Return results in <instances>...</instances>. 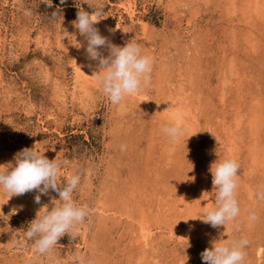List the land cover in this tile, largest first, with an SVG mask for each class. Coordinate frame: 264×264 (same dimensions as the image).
<instances>
[{"label": "rangeland", "instance_id": "obj_1", "mask_svg": "<svg viewBox=\"0 0 264 264\" xmlns=\"http://www.w3.org/2000/svg\"><path fill=\"white\" fill-rule=\"evenodd\" d=\"M79 6L101 11V35L136 41L154 60L150 82L120 104L96 80H75ZM174 105L189 107L185 134L198 132L187 139L161 132ZM33 146L63 160L64 177L81 174L73 199L89 215L41 255L19 241L58 193L37 204L38 191L8 199L0 189V264H69L76 255L206 264L201 253L213 242L241 237L244 264H264V0H0V164ZM226 157L240 166V214L212 227L200 214L215 203L210 166Z\"/></svg>", "mask_w": 264, "mask_h": 264}, {"label": "clouds", "instance_id": "obj_2", "mask_svg": "<svg viewBox=\"0 0 264 264\" xmlns=\"http://www.w3.org/2000/svg\"><path fill=\"white\" fill-rule=\"evenodd\" d=\"M64 2L60 0L61 4ZM40 3L52 6V0H40ZM82 3L87 4V0H80V5ZM77 8L76 19L72 24L83 37V42H78L76 47L84 49L86 59L98 62V70H94L92 75L100 91L112 104H120L125 97L137 93L142 85L150 82L154 60L142 52L136 41H126L123 46H118L101 35L94 26L101 19V11L93 14L83 7ZM25 15H31V12L26 11ZM105 48L107 55L101 51ZM88 67L91 68L92 64ZM161 132L170 139H178L184 137L186 129L175 121H166L161 125ZM197 132L187 135L186 139ZM124 148L122 145L121 150ZM62 167L63 160H50L44 151L36 150L34 146L22 148L14 154L13 161L0 164V189L6 190L8 199L35 190L39 193L34 198L35 203L39 204L40 196L47 195L49 189L58 193V199H52V207L43 205V211L29 222L23 233V241H19L21 244L33 241V251L41 255L55 248L58 240L70 234L90 211L87 205L78 204L73 199V192L81 182V174L72 172L64 177L61 174ZM239 170V163L232 157L216 159L211 164L215 203L201 212L204 223L212 227L225 226L228 221L239 216L240 208L236 199ZM257 196L264 199V192L257 193ZM248 218L255 220V212L250 213ZM248 243L246 237L226 241L219 239V242H213L210 248L201 253V259L206 264H244ZM69 264H92V261L76 255Z\"/></svg>", "mask_w": 264, "mask_h": 264}, {"label": "bare ground", "instance_id": "obj_3", "mask_svg": "<svg viewBox=\"0 0 264 264\" xmlns=\"http://www.w3.org/2000/svg\"><path fill=\"white\" fill-rule=\"evenodd\" d=\"M119 33V32H118ZM107 37V36H106ZM118 37L117 36H115V37H113V38H110L109 40L113 43V44H116V45H118V43H117V41H118V39H117ZM78 42H83V37L82 36H80L79 38H78V41L76 42V43H78ZM76 51V53H75V59H74V62H73V67H74V70H75V80L77 81V83L79 84L80 82H88V81H90L91 79L92 80H95V78H94V76L92 75V73H93V71L94 70H98L97 69V64H98V62L97 61H90V60H88V59H86V56H85V53H84V49L83 48H77L76 47V49H75ZM101 51H102V53L104 54V55H107V49L105 48V49H101ZM89 64H92V67L90 68V67H88V65ZM90 83V82H89ZM93 83V82H92ZM224 83V82H223ZM94 85H96V84H94ZM78 87H79V85H78ZM81 88H82V86H81ZM80 89V88H79ZM145 98L146 96L144 95V96H142V98ZM190 97V96H189ZM175 98V97H174ZM177 98V97H176ZM183 98V97H182ZM181 100V99H180ZM183 101H185V99L183 100ZM174 102V101H173ZM189 102V101H188ZM172 103V102H171ZM179 103H182V101L180 102L179 101ZM185 103V102H184ZM176 104H178V101H177V103ZM175 104V105H176ZM189 104V103H188ZM173 105V104H172ZM171 105V106H172ZM174 105V107H169L170 108V110H168L167 111V113H166V116H167V119L169 120V121H175V122H177V123H179V124H184L183 122L185 121V113H186V115H187V113L188 112H186L187 111V109L189 108L188 106V108L187 107H184L183 105V107L182 106H175ZM168 107V106H167ZM166 110V109H165ZM163 111V110H162ZM195 114V113H194ZM187 116H190V115H187ZM165 118V117H164ZM167 120V121H168ZM190 120V119H189ZM188 120V121H189ZM192 121H193V119H192ZM261 121V120H260ZM188 123V122H187ZM191 123V122H190ZM188 125H190L189 123H188ZM191 126V125H190ZM193 126V125H192ZM186 127H187V125H186ZM186 127H184V128H186ZM195 127V126H194ZM197 127V126H196ZM226 128V127H225ZM187 129H188V127H187ZM196 129V128H195ZM194 129V130H195ZM191 131V130H190ZM187 134V133H186ZM186 134H185V136H186ZM189 135V134H188ZM192 136V135H191ZM187 137V136H186ZM248 190V189H247ZM143 223V222H142ZM144 223H146V222H144ZM142 225H144V224H142ZM145 225H147V224H145ZM145 227H147V226H145ZM144 228V227H143ZM143 231V230H142ZM148 231V230H147ZM144 233V232H143ZM146 233V232H145ZM150 234H151V232H149ZM148 233V234H149ZM147 235V234H146ZM147 237V239H148V235L146 236ZM142 239V238H141ZM147 242V241H146Z\"/></svg>", "mask_w": 264, "mask_h": 264}]
</instances>
